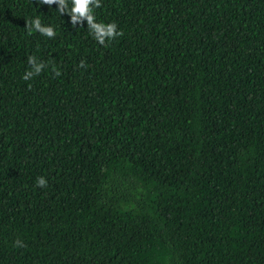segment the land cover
Segmentation results:
<instances>
[{"label":"trees","instance_id":"1","mask_svg":"<svg viewBox=\"0 0 264 264\" xmlns=\"http://www.w3.org/2000/svg\"><path fill=\"white\" fill-rule=\"evenodd\" d=\"M101 5L0 0V264H264V0Z\"/></svg>","mask_w":264,"mask_h":264},{"label":"clouds","instance_id":"2","mask_svg":"<svg viewBox=\"0 0 264 264\" xmlns=\"http://www.w3.org/2000/svg\"><path fill=\"white\" fill-rule=\"evenodd\" d=\"M70 2L71 7H69V0H39V3L46 4L49 7L54 3L57 4L60 14L67 13L71 17L73 26L83 24V21L86 20L90 33L100 45L107 46L106 42H111L123 35L121 31L117 30L116 22H97L96 16L94 15V8H100L102 6L101 0H70ZM25 27L29 34L36 31L48 38H55L56 36L55 30L51 26L42 25L38 17L34 20L26 21ZM27 63L31 66V70L24 74V80L38 76L46 67L45 63L38 61L35 56H29ZM80 67H85L84 61H81ZM52 70L57 77L61 75V72L55 66H53ZM47 183L48 181L44 177H38L36 180L37 186L41 188L46 187ZM15 245L23 247V242L17 240L15 241Z\"/></svg>","mask_w":264,"mask_h":264}]
</instances>
